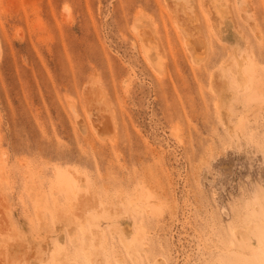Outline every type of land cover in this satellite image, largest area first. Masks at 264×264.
<instances>
[{
	"label": "rangeland",
	"instance_id": "obj_1",
	"mask_svg": "<svg viewBox=\"0 0 264 264\" xmlns=\"http://www.w3.org/2000/svg\"><path fill=\"white\" fill-rule=\"evenodd\" d=\"M0 264H264V0H0Z\"/></svg>",
	"mask_w": 264,
	"mask_h": 264
},
{
	"label": "bare ground",
	"instance_id": "obj_2",
	"mask_svg": "<svg viewBox=\"0 0 264 264\" xmlns=\"http://www.w3.org/2000/svg\"><path fill=\"white\" fill-rule=\"evenodd\" d=\"M191 43H194V42L192 41ZM194 44H195V43H194ZM192 46H193V45H192ZM195 46H196V45H195ZM197 46H198V44H197ZM194 48H195V47H194ZM194 48H193V49H194ZM196 48H197V47H196ZM197 50H198V49H197ZM194 51H195V50H194ZM195 54H196V53H195Z\"/></svg>",
	"mask_w": 264,
	"mask_h": 264
}]
</instances>
